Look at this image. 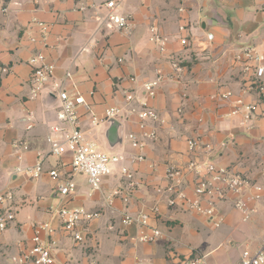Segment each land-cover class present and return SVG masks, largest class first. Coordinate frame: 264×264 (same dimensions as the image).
Returning a JSON list of instances; mask_svg holds the SVG:
<instances>
[{
  "label": "crops",
  "instance_id": "crops-1",
  "mask_svg": "<svg viewBox=\"0 0 264 264\" xmlns=\"http://www.w3.org/2000/svg\"><path fill=\"white\" fill-rule=\"evenodd\" d=\"M106 1L42 0L33 4L24 0L21 6L0 15V60L9 68L0 78V192L11 191L12 200L7 205L14 210V221L0 232V262L31 247L34 224L48 221L50 210L68 207L83 208L98 216L83 223V240L77 243L52 220L56 229L54 264H137L141 260L187 264L196 257H203L206 264L234 263L244 249L257 250L264 237V106H258L249 132L239 126V115H230L238 98L245 104L257 101L254 92L244 91L246 78L234 63V56L245 46L255 47L264 55V0H122L119 12L133 22L130 34L93 19L103 16L104 10L98 6ZM32 18L47 25L44 40L31 24ZM182 27L185 30L179 31ZM150 28L167 38L164 52L150 42ZM207 34L213 35L212 41H207ZM180 38H187L188 45H180ZM36 52L54 65L49 85L64 83L69 72L77 91L98 116L108 108L122 106L125 92L139 90L158 76L162 79L154 96L142 94L160 121L148 124L157 138L147 140L141 149L132 148L126 139L129 133H139L136 115L118 123L106 121L94 129L89 128L87 117L81 119L82 130L100 151L125 157L113 166L111 175L103 178L98 191L86 189L85 194L78 182L73 196L63 197L57 192L58 186L72 176L71 159L68 154H49L46 144L48 126L56 119L54 95L29 99L28 60ZM173 62L179 64L180 71L172 68ZM64 85L71 91L70 83ZM226 93L231 96L221 99ZM30 114L31 129H27L23 119ZM107 135L117 136L116 146ZM187 139L211 144L215 164L245 175L263 192L247 223L240 221L230 200L223 203L224 222L213 228V245L200 249L191 248L180 238L186 214L207 228L205 219L169 208L156 191L167 185V165L183 168L192 158H205L202 150L188 151ZM18 141L29 145L21 162H17L12 148ZM222 142L227 146L220 148ZM38 161L43 162L45 171L57 170L59 178L52 180L46 173L37 179L10 176L16 166ZM121 167L132 174L129 199L124 203L116 197L110 203L114 191L127 192ZM187 181L191 184V177ZM153 206L158 207L157 214L151 212ZM140 211L146 212L150 226L161 232L153 243L135 242L138 228L121 224L124 214ZM191 233L196 234L194 230Z\"/></svg>",
  "mask_w": 264,
  "mask_h": 264
},
{
  "label": "built area",
  "instance_id": "built-area-1",
  "mask_svg": "<svg viewBox=\"0 0 264 264\" xmlns=\"http://www.w3.org/2000/svg\"><path fill=\"white\" fill-rule=\"evenodd\" d=\"M24 0H0V15L8 14L13 8L21 6ZM37 4L42 0H30ZM122 0H107L98 7L104 10L103 16H94L95 21H103L120 32L130 34L133 29L132 19L119 12V3ZM93 6V9L98 8ZM31 24L35 25L45 39L48 27L44 22L32 18ZM182 27L179 31H184ZM150 42L158 46L160 52H164L167 38L160 35L155 28L149 29ZM207 41H212L213 35L207 34ZM31 42L35 39L31 38ZM180 45L187 46V38H180ZM234 63L245 76V92H254L257 96L256 102L245 104L243 99L235 101L231 116H240L239 126L245 132L252 130L253 116L258 106H264V55L255 47L245 46L234 56ZM30 67V95L29 99L54 95L56 103V119L48 126L49 134L46 137V144L49 147V154H68L71 159L70 178H66L63 184L58 186L57 192L63 197L73 196L76 193V183L73 175H84L91 190L98 191L101 188L103 178L113 173V166L122 163L125 157L121 154H107L100 151L93 140L87 138V133L81 128V119L88 118L90 129L98 128L108 120L123 121L132 115L138 118V134L129 133L126 135L132 148L141 149L147 140H155L157 134L155 129H148V124H156L160 121V116L153 108L149 107L143 100V96H154L155 90L159 88L162 79L158 76L151 82L142 84L139 90L124 93V103L120 107L108 108L102 116H98L92 107L84 100L77 91V86L72 75L67 72L64 75V83L71 85V91L65 88L63 82L52 83L50 81L54 75V65L47 62L45 56L36 52L28 60ZM175 71H180L177 62L171 63ZM9 71L8 66L0 60V78ZM133 81V80H132ZM231 93L221 95V99H227ZM181 110H178L180 113ZM30 117L23 121L28 124ZM31 129V125H27ZM186 146L189 152L202 150L204 159L192 158L183 168L175 165H167L165 178L167 185L158 188L157 193L165 199L169 208L180 209L193 212L205 219L212 228H219L224 222L222 204L230 200L233 209L239 214L242 223L249 222L256 212L257 204L261 201L262 188L245 175L232 171L225 166H219L213 162L211 156L215 154V148L211 144H202L199 139H187ZM227 146V142H222L219 147ZM17 162H21L22 154L29 151L26 142L18 141L12 144ZM137 160H141L138 157ZM43 162L38 161L33 165H18L11 172V175L26 176L30 179H37L46 173L52 180L59 178L57 170L45 171ZM120 174L127 181V192L116 190L110 195L112 199L120 197L124 203L128 202L129 191L132 188V174L125 167L120 168ZM191 177V184L187 179ZM12 200L10 190L0 192V232L7 229L8 225L14 221V214L8 208V203ZM153 214L158 213V207L151 208ZM49 220L34 224L33 235L31 237V247L18 254L10 256L0 264H54L52 251L56 246L53 239L56 229L52 225V220H56L64 235L73 242L83 240L81 226L96 218L98 214L89 213L83 208L60 207L49 211ZM124 226H135L138 228L135 242L153 243L161 237V232L149 224V216L146 212L140 211L136 214H124L121 219ZM137 264H152L143 260ZM187 264H206L203 257H196L188 260ZM231 264H264V237L260 239L259 247L255 251L244 249L239 259Z\"/></svg>",
  "mask_w": 264,
  "mask_h": 264
},
{
  "label": "rangeland",
  "instance_id": "rangeland-1",
  "mask_svg": "<svg viewBox=\"0 0 264 264\" xmlns=\"http://www.w3.org/2000/svg\"><path fill=\"white\" fill-rule=\"evenodd\" d=\"M73 176H76V174H74ZM74 178L73 179L75 183L79 182L83 186L85 190V194H86V189L91 191V188L89 186H86L88 184H86V177L84 175H78ZM11 211L14 214V210L12 209ZM186 216H187L186 218L187 220H186V224L184 225L185 227L182 231V237L180 238V241L182 243H185L186 245H190V247L193 249H200V247L205 244L208 246H212L213 244H210V242H211L212 233L215 232L213 231L214 229L210 225H208L207 228L203 227L198 224L196 219L190 217V215L186 214ZM191 230H194L196 234H192Z\"/></svg>",
  "mask_w": 264,
  "mask_h": 264
},
{
  "label": "water",
  "instance_id": "water-1",
  "mask_svg": "<svg viewBox=\"0 0 264 264\" xmlns=\"http://www.w3.org/2000/svg\"><path fill=\"white\" fill-rule=\"evenodd\" d=\"M108 122H115V123H118L117 122V120H113V119H111V120H108ZM106 139L109 141V142H111L114 146H116L117 144V142H115L116 140H117V136H113V137H110V136H106ZM121 140V138H119V136H118V143L120 142V140Z\"/></svg>",
  "mask_w": 264,
  "mask_h": 264
}]
</instances>
